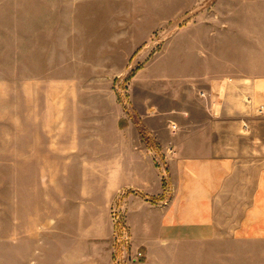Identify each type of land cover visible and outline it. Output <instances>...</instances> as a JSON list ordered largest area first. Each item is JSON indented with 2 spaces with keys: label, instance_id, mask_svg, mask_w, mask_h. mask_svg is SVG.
Wrapping results in <instances>:
<instances>
[{
  "label": "rangeland",
  "instance_id": "374dc122",
  "mask_svg": "<svg viewBox=\"0 0 264 264\" xmlns=\"http://www.w3.org/2000/svg\"><path fill=\"white\" fill-rule=\"evenodd\" d=\"M10 1L18 14L24 0ZM25 1L29 16L11 22L10 42L16 52L53 51L54 62L43 55V74L58 81L59 160L53 167L20 160L12 102L11 118L0 126V264H81L87 256L104 263L103 252L86 245L93 239L98 249L108 225L110 264H140L146 256L133 246L128 205L131 196H143L118 191L115 142L122 131L136 133L153 160V187H160L145 198L163 205L172 195L175 138L202 116L196 81L212 65L242 59L227 53L232 39L222 36L242 20L243 7L235 0ZM212 34H220L222 50L212 48ZM11 68L17 95V59ZM116 215L126 228L118 237ZM137 253L143 257L131 263Z\"/></svg>",
  "mask_w": 264,
  "mask_h": 264
},
{
  "label": "crops",
  "instance_id": "0c3cea01",
  "mask_svg": "<svg viewBox=\"0 0 264 264\" xmlns=\"http://www.w3.org/2000/svg\"><path fill=\"white\" fill-rule=\"evenodd\" d=\"M22 2L19 13L12 14L11 1L0 0V126L17 102L20 160L53 167L59 160L58 81L52 73L43 74V55L55 59L52 50L37 46L13 49L11 22L23 23L29 16ZM235 2L243 7L242 20L230 22L222 37L232 39L227 53H241L242 59L212 65L196 81L202 116L193 129L182 126L175 138L172 195L163 205L145 198L160 187H153V160L136 133L122 131L115 142L118 191L133 189L143 196H131L128 205L133 246L146 256L140 264H264V0ZM219 35L212 34L211 43L222 50ZM16 53L18 94L12 95ZM53 198L51 191V204ZM111 235L108 225L97 239L98 249L93 239L86 245L103 252L99 264L111 263ZM95 260L87 256L81 264Z\"/></svg>",
  "mask_w": 264,
  "mask_h": 264
},
{
  "label": "built area",
  "instance_id": "2783aa9c",
  "mask_svg": "<svg viewBox=\"0 0 264 264\" xmlns=\"http://www.w3.org/2000/svg\"><path fill=\"white\" fill-rule=\"evenodd\" d=\"M119 215V214H118ZM118 215H116V230H117V237H118V234L121 233V234H126V228L125 226L123 225V223L121 222L120 218H118ZM120 220V221H118ZM124 244L127 246H129V242L126 241H123ZM125 255V254H124ZM124 255L122 256V258L124 257ZM143 257V254L142 253H137L135 254L134 256L130 257L129 261L132 262H136L138 261L139 259H141ZM125 262L124 261H121L120 264H124Z\"/></svg>",
  "mask_w": 264,
  "mask_h": 264
}]
</instances>
